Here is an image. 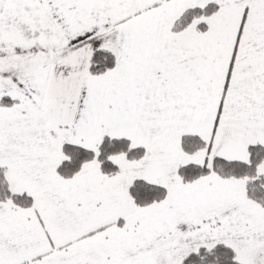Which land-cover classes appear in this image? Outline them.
Segmentation results:
<instances>
[{
    "label": "snow or ice",
    "instance_id": "obj_1",
    "mask_svg": "<svg viewBox=\"0 0 264 264\" xmlns=\"http://www.w3.org/2000/svg\"><path fill=\"white\" fill-rule=\"evenodd\" d=\"M0 264H264V0H0Z\"/></svg>",
    "mask_w": 264,
    "mask_h": 264
}]
</instances>
